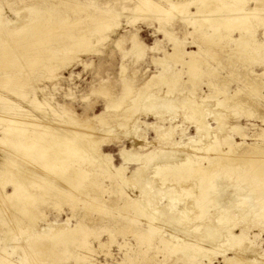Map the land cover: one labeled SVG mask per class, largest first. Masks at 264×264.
<instances>
[{"label":"bare ground","instance_id":"6f19581e","mask_svg":"<svg viewBox=\"0 0 264 264\" xmlns=\"http://www.w3.org/2000/svg\"><path fill=\"white\" fill-rule=\"evenodd\" d=\"M13 1L10 4H13ZM19 1L20 7H10L15 17L4 13L3 4L0 5L2 264H42L43 261L51 259L54 250L64 257L71 250L66 246L73 236L89 235V230L84 227V220L89 216V212L78 214L74 209L77 202L83 203L85 207H102L104 202H110L111 197L105 196L109 189L102 186L97 180L98 176H106L115 184L136 187L138 191H120L123 199L118 205L125 212L124 219L127 221L126 226H120L118 229V234L123 236V242H118L116 235L112 233L106 241L99 239L97 247L82 238L73 251L75 252L77 247L85 251L76 254L75 264L79 261L84 264H101L97 258L100 253H103L106 260L112 258V264H135L136 255L144 249V241L155 238L153 229L161 230L160 241L174 248L198 243L197 249H202L207 255L209 264L213 262L214 254L223 255L225 264H263L264 248L258 251L254 237L250 236L248 230L245 231L247 225L242 223L240 234L234 232V227L242 219L245 224L254 216L264 219V127L254 133L256 142L253 143L246 141L249 134L243 132L238 123H233L236 124L234 126L231 124L228 133L220 135L218 130L227 124L225 113L222 111L224 108L234 109L241 106L249 109L254 102L253 95L257 93L258 96L264 97V71H252L254 78L249 82L247 89L239 87L226 92L223 100L213 103L216 109H212V113H209L211 108L206 103L208 95L194 101L187 96L183 99L171 95L167 97L172 93L170 90L165 97L155 98L152 95V98H147L146 101L144 99L145 111H151L150 108H154L156 104L171 109L179 102L184 107L185 118L195 125L196 135L187 136L188 141H183L186 129H181V121L179 124L176 116L171 119L163 118V113L154 108L157 110L154 115L161 121H169L170 125L164 127L165 124L160 123L161 121L154 122L155 124L146 123L153 127L157 134L154 140H150L147 138L148 134H142L136 119L132 130L125 135L132 138L131 148L123 144L119 150L122 159L120 164L115 163L113 153L106 152L104 146L111 145L114 138L123 142L124 137L115 132L112 124L107 126L105 121L103 126H98L94 120L103 122L107 114L111 115V112L121 108L129 95L130 84L125 81L123 96L119 100L113 96L109 82V85L100 82L90 86L94 94L98 92L105 96L107 102L99 114L82 120L67 103L59 100V97L64 101L77 102L86 100L88 96L82 95L78 100L74 90L62 94L58 72L74 62L88 66L89 64L81 59L82 55L99 53L97 45L110 38L109 33L121 26L123 17L127 25L139 21V17H152L160 23L155 32H163L166 37L172 38V49L164 48L162 55L153 57L155 65L161 66L162 70L158 71V76L154 73L152 77L154 79L160 76L170 87L173 83L184 81L185 74L190 82L197 85L195 80L205 75L206 70H216L209 61L210 58L213 60L219 50L225 52L226 48H230L229 51L231 50L237 59L249 58L252 63L256 62L264 68V0H253V5H250V0H138L133 7H123L125 11H132V14L126 15L125 11L117 9V6L115 9L102 6L103 9L87 0ZM164 1L168 5H165ZM22 7L29 10L24 15L21 13ZM96 8L100 13H92V9L96 11ZM173 16H179V19L187 22L193 30L186 29L185 37L178 38L175 28L166 27ZM85 17H88L93 25L82 22ZM259 30L262 34L260 38L257 37ZM235 31L240 32L237 37ZM197 33L204 39L196 38ZM93 36H97L98 44L93 40ZM126 40L123 36L117 39L116 43L122 47ZM128 40L132 46L124 52V57L132 53L134 58L140 59L149 49L156 53L161 50L160 42L148 47L137 32L131 31ZM161 42L163 44V41ZM188 45L197 49L190 50ZM29 69L35 76L39 69L47 70V75L44 76L52 85L27 86L31 81ZM232 73V76L236 74ZM92 92L90 91L91 94ZM191 92L194 93V90ZM124 104L126 105L125 102ZM127 110L126 108L124 113ZM233 112L235 114V111ZM247 115L252 116L253 113L249 112ZM209 116L217 121V127L210 124ZM177 135H180L181 140L176 138ZM235 135L241 136L243 141L234 140ZM225 144L228 145L226 149L223 148ZM186 147L191 152L184 153V156L181 153L183 150L179 149ZM226 162L236 169L242 166L250 167L235 177L238 182L241 179L244 184L248 181L245 187L242 186L245 191L232 192L224 198L219 189V186L223 187V184H220L221 178H231L236 171L221 169L220 166ZM132 164L137 166L132 168ZM150 167L152 171L149 173ZM169 181L173 183L169 185ZM190 181L192 183L187 184ZM208 182L210 184H207ZM234 186L240 185L237 183ZM8 187L11 190H8ZM217 188L221 192L217 190L218 193L215 194ZM90 193L99 195V202H94ZM180 194L193 199L179 206ZM70 201L73 203V214L68 215L64 221L49 219L48 213L39 209L40 206H45L62 211L63 204H69ZM228 204H233V207L238 205V214L229 211L226 207ZM198 207V212H195ZM213 208H217L214 213L211 212ZM138 213L142 214L141 218L146 224L134 229L130 223L138 218ZM74 218L78 221L72 225ZM212 218L215 219V224L209 223ZM41 219L45 224H38ZM189 219L191 222L185 227L186 230L180 228L182 225L178 227V223ZM201 219H205L203 221L206 223L202 221L204 224H200ZM195 232L198 233L197 236H194ZM32 233L36 237H31ZM39 236L43 240H46V237L63 239L58 244L49 245L45 242L39 246ZM21 237H26L30 247L20 248L16 245ZM13 239L17 240L14 242ZM131 239H134L135 244ZM113 243H118L120 250L126 248L127 252L124 250L120 262L112 251ZM227 245H230L231 249L236 246L234 256H227V250H231ZM14 254H20L21 258H13ZM29 254L30 259L27 256ZM43 264L49 263L45 261Z\"/></svg>","mask_w":264,"mask_h":264},{"label":"rangeland","instance_id":"374dc122","mask_svg":"<svg viewBox=\"0 0 264 264\" xmlns=\"http://www.w3.org/2000/svg\"><path fill=\"white\" fill-rule=\"evenodd\" d=\"M1 1H2V3L0 5L2 6V4H3V6H2L3 12L8 14L10 17H15L14 13L11 11L12 8H10V7H13V8L20 7L21 6L19 4L20 1L19 0H15V1H13V0H6V1L0 0V2ZM12 1H13L14 5L16 4L15 6L13 4H10V3H12ZM83 1H86V0H83ZM106 1H108V2H106ZM87 2L93 3L96 7H101V8H103L105 6H109V7L114 8L117 6V9L125 11V10H123V7H126V6L127 7H133L134 4L136 2H138V0H87ZM8 4H9V6H8ZM164 4L166 5L167 3L165 2ZM253 4H254L253 0H250V5H253ZM21 9H22V12H21L22 15L26 14L27 11H29L28 9H26L24 7H22ZM96 9H97L96 11H94V9H92V13H100L98 11V8H96ZM126 14H132L131 9L126 10L124 12V15H126ZM139 18H140L139 21L136 20L133 23H131L130 25H127L125 22L126 20H124V17H123V21H122L123 23L121 24V26L118 28H115L114 32H112V33L110 32L109 33V34H111L110 38L107 39L105 42L103 41L100 44H98L96 42L97 36H93V40L98 44V45L97 44L96 45H97L98 49H100V52L99 53H93L92 52V53H87V54L82 55L81 59H83L86 63H88L89 64L88 66H84V64L79 63V62H74L70 66L63 68L58 72V75H59L58 82L60 84V87L62 88V90H60V92L62 94L68 90H71V91L74 90L73 92L76 95L78 100H80L79 98H81L82 95L88 96L86 98V100H84V101L80 100L77 102H71L68 100L64 101L61 96L59 97V100L63 101L64 103H67L69 105V107L71 108V110H74L75 113H77V116L82 120L85 119L86 117H90V116L93 117L96 114H99L101 111L104 110L105 103L107 102V98H105V96L101 95L98 92H95V94H94V92H92L93 85H96L98 83L100 84V82L101 83L109 82L110 85L108 83L107 84L112 87L113 96H115L116 99L119 100L123 96V87H124L125 81L130 84V91H129L130 96L128 95L129 97L127 96L126 97L127 99L125 98L126 100L124 101L126 103V105L123 102L122 107L119 108L118 110H114L113 113L111 112V115H110V113L107 114V116L104 117L105 119H103L104 121L102 120L103 122H101V121L98 122L99 120L97 121L96 119L94 120V122H97L98 126H103V123H105V121L107 123V126L112 124L111 126H114L115 132L118 133V135L124 137L123 142H118V139L114 138V141L112 142L111 145L104 146V148H105L104 150L106 152L109 151V152L113 153V155L115 157L114 161L116 164H120L122 162V159L119 155V150L123 146V144L128 146L129 148H131V145H132L131 139L132 138H130V136L125 137V135H127L126 132H130V130H132V128H133L132 125L134 122H136V119L138 121L137 124L140 125V130H142L141 132L143 135L148 134L147 138H149L150 140H154L157 137V134H156L155 130L153 129V127L148 126V124H151L154 122L159 123V121H161L156 115H154V112L157 111L155 109H158V111L160 110L163 113V115H164L163 118L171 119V118L176 116L177 122H179V124L181 121V124H180L181 129L182 128L186 129V135L182 138L183 141H188L187 136L196 135L197 130H196L195 125L192 123V121L185 118V116L183 114L185 112V110H183L184 107L178 101H177L178 103H176V105H175L176 107L174 106V108H171V109H166L164 107V105L160 106V104H156L157 108H156V106H154L155 109L152 107V108H150L151 111H145V108H143L144 107L143 105H144V101H146L147 98L148 99L152 98V95L154 97L156 96L157 98L165 97L168 94V91H170V90L172 91V93L168 94L167 97H169L171 95L172 97L176 96L175 98L183 99L184 96H187V97H191V99L193 98L194 101H196L197 99L201 100L203 98V96L208 95L209 97H207L206 103L208 104L209 108H211L210 110H208L209 113H212V111L215 108L213 103H216L220 99L223 100L225 97L224 94H226V92L233 91L239 87L247 89L249 82L251 81V79L254 78V73L252 71H256L258 73L264 71V68L262 65H257L256 62L252 63V61H250L249 58H245V57L243 59L242 58L237 59L238 57H235V54H232L231 50L229 51L230 48H226L225 52H224V50H219V52H217V54H218V55L216 54V57L218 56L217 58L214 57L215 59L213 58V60H212V58H210L209 61L212 62L213 66H215L214 69H216V70H214L212 72V70H210L208 67H205L206 69H209L210 71L206 70L205 75L200 76L198 79L195 80V82H198L197 85H194L192 82H190L187 78L188 75L185 74L184 75L185 80L183 79L184 81H181L177 84L173 83L172 87H170L169 84L163 82V80L161 79L160 76H159L160 78L158 77L159 79L157 77H154V79H152V77L155 74H156V76H158L159 75L158 71L162 70L161 66L155 65V63L153 62V57L162 55L164 48H166L167 50L172 49V43H173V41L171 40L172 38L170 37L171 38L170 39L169 36L166 37V35L163 32L162 33L161 32H155L157 30V27L160 26L159 21L153 20L152 17H150L149 19H143V17H139ZM82 22H85L87 25H93V22L91 20H89L88 17L83 18ZM166 27H169L172 29L175 28V34L177 35L178 38L185 37L184 32L186 29L193 30V28L190 25H188L187 22H185V21L182 22V20L179 19V16H175V17L173 16L171 18V22L166 24ZM131 31L137 32L139 34L141 40L145 44H147L148 47L155 46V44H157V42H160L159 45H160L161 50L156 53L155 51H152L151 49H149L146 51L143 58L141 57L140 59L134 58L135 55L134 54L132 55V53H129L130 55L124 57L125 56L124 52L128 49L130 50V48L132 46L131 42H129V40H128L129 35L131 34ZM239 33L240 32L235 31V34L237 36L239 35ZM123 36L127 40L123 43V46L120 47L117 45L116 40L119 39L120 37H123ZM199 37H202V36H199V34L197 33L196 38H199ZM257 37H259V38L262 37L261 30H259L257 32ZM161 41H163V44ZM188 46H189L188 48L190 50L191 49H197V47H195V46H192V45H188ZM215 48L216 47H214V49ZM228 58H231V59H228ZM22 59H24V58H22ZM171 65H173V64H171ZM217 69H219V70H217ZM233 69H234V71H233ZM24 70H27V69H24ZM232 72H234V73L236 72V74L232 76V74H233ZM29 73L31 76V81L27 84V86H33V85L43 86V84L44 85L47 84V86L52 85L51 81L47 80L44 76V75H47V70L39 69L36 73V76L34 73H31V69H29ZM149 78H151V79H149ZM145 83H146V86H145ZM11 85H12V83L10 84V87H11ZM14 86L16 87L17 84H15ZM90 86H92V87H90ZM192 89L194 90V93L191 92ZM222 90H224L225 92L224 93L220 92ZM90 91L92 92V94L90 93ZM191 94H192V96H191ZM210 94H212V95H210ZM243 95H245V93H243ZM253 97L254 98L252 100L254 102H253L252 107L249 109H246V107H241V106H239V108L234 107V109L233 108H227V107L224 109L222 108L223 109L222 111L225 113V123H227V124H225V127H223L221 130H218V133H220V135L223 133H228L229 129L238 123V126H240L241 129L243 128L242 131L249 134V138L246 139V141L249 143L256 142V137L254 136V133L259 132L260 127H264V121H262L264 118V97L263 96L261 97L260 95L258 96L257 93L255 94V96L253 95ZM155 98H153V99H155ZM133 102L137 105H135ZM139 102L141 103V105ZM209 103H211L212 105ZM132 105H133V107H132ZM126 108L128 110H127V112L124 113ZM162 108H164L163 111H162ZM175 108H178V109H175ZM232 110L235 111V114ZM247 112L253 113V115L248 116ZM177 113H179V114H177ZM109 118H111V119H109ZM208 119H210V124L213 127L218 126L217 121L213 120L211 116H209ZM142 122H143V124H142ZM146 123H148V124H146ZM160 123L165 124L164 127L170 125L169 121L162 120ZM233 123H236V124H233ZM231 124H232V126H231ZM119 126L121 128H119ZM124 132H125V134H124ZM122 133L124 135H121ZM176 138L178 140H181L180 135H177ZM234 140H236L237 142L243 141L241 136H239V135H235ZM223 148L224 149L228 148V145L225 144L223 146ZM179 150L185 151V152H183V151L181 152L183 155L186 152H191L187 147H186V149L180 148ZM131 166H132V168H135L137 165L132 164ZM248 167H250V166H246V167L242 166V167L236 169L235 167H232L231 163H229V162L223 163L220 166L221 169H223V170L231 169L233 171H235V170L236 171L232 175L231 178H229V176H225V177L221 178L222 176L218 175L221 178L220 184H223V187L219 186V189L222 192L217 188L215 190V194H217L218 193L217 190H219L222 193L220 195L222 197L226 198L232 192L239 193L240 190H243V187H245L244 185H247L248 181L245 182V184H244V182L241 181V179L238 182V180L235 177H237V175H239L240 172L245 171L246 168H248ZM150 171H152V167H150L148 169L149 173H150ZM249 179L253 180L250 177H249ZM97 180L102 184V186L107 187L109 189V192L105 193V196L107 198L111 197L110 202L109 203L104 202L102 207H90L88 205H86V207H85V205L83 203L77 202V207L74 210L78 214L89 212V216L86 217L84 220V227L89 230V235L83 236V237H81L80 235L73 236V238L68 241V244L66 246L68 249L71 248L70 252H68V254L65 255L64 257H61L60 254L58 253V251L54 250V252L51 253V256H52L51 259L45 260L47 263H49V264H75L76 260H74V258L77 256L76 254L77 253H83L85 251L81 247H77L76 251L75 252L73 251L74 246L77 245V243L80 242L82 240V238H84V240L87 243H89L90 245H92V246L94 245L97 247L99 239L106 241L108 239L109 234L112 233V234L116 235L118 242H120V243L123 242V240H122L123 236L121 234H118V232H119L118 229L120 226H126L127 221L124 219L125 212L122 209H120V207L118 205L121 203V201L123 199L121 194H120V191L123 190L125 192H131L132 189H134L136 191H138V189L136 187H128L126 185L119 184V183L118 184L112 183L110 178H108L106 176H98ZM172 183L170 181L168 182L169 185H171ZM190 183H192V182L190 181L187 184H190ZM237 183L240 186H237V187L234 186V184H237ZM207 184H210V183L208 182ZM223 188H225V189L223 190ZM8 190H11V188L8 187ZM243 191H245V190H243ZM91 194L92 193H90V195ZM180 195H181V198H182V196H185V194H180ZM91 196L90 197L94 200V202H99V198H100L99 195L94 196L92 194ZM217 197H220V196H217ZM181 198L178 202L179 206H183L185 202L191 201L193 199V198H191V200H190V196L187 197V195L185 196V198H182L183 200L185 199L184 201ZM0 202H2V201H0ZM165 203H167V202H165ZM63 205H64V207L62 208L63 209L62 211H59L58 209H53L52 207H45V206H40L39 209L47 212L49 215L48 216L49 219L57 220V221H64L68 215L71 216L73 214V208L71 207V205H73V203H72V201H70L69 204L64 203ZM232 205L228 204V206H226V207L228 208L229 211H232L233 214H235V213L238 214V210L240 207L238 205L236 207H233L234 205L233 206ZM198 210H199V207H198V209L196 208L194 211L198 212ZM206 210H204V211H206ZM216 210H217V208H213L211 212L214 213ZM193 214H194V212H192V215ZM141 217H142V214L138 213V218H136L134 221H132L130 223V225L134 229L146 224L145 221H143ZM143 218H144V216H143ZM190 219L185 220L181 224L178 223V227H180V225H182L180 228H183V230H186L185 227L187 228L190 225V222H191ZM250 219L251 218H249V221L246 222L247 224H245V221L242 219L240 221V223H238V225L236 224V227H234V232L236 234H240L241 233L240 230H242V223L244 222L243 224L245 226L247 225L246 226L247 228L245 227V231L248 230V232L250 233V236L254 237L255 244H256V246H258V251H260L262 248H264V219L261 216H257V217L254 216L251 220ZM203 220H205V219H203ZM203 220L201 219V223H200V221H198V222L200 224H202L203 222L206 223V221H203ZM211 220L212 221H210L209 223L212 222L211 224H215L214 223L215 219L212 218ZM77 221L78 220L76 218H74L71 221V224L74 225L75 223H77ZM39 222H38V224H40V225L45 224V221L42 219ZM108 230H109V232H108ZM91 232H92V234H91ZM161 232H162L161 230L153 229V234H154L155 238H153L151 241H144V244L142 246L144 249L142 248L143 251L136 255L137 260L135 259V262H136L135 264H209L208 260H207L208 259L207 255H205L203 253V250L197 249L198 243L197 244L192 243L189 245H183V246H180L181 248L175 247L176 248L175 249L174 247H171L167 243L164 244L163 242L160 241V233ZM163 232H164V230H163ZM197 235H198V233L196 234V232H195L194 236H197ZM30 236L36 237V236H34L33 233ZM27 238H29V236H27ZM25 239H26V237H21L20 242L16 243V245L20 248L21 247L22 248L30 247L27 245L28 244L26 242L27 239L26 240ZM39 239H40V241H38V244H39V246H41V244H44L45 242L48 243L49 245H51L52 243L58 244L59 241H61L63 238L56 239V238L46 237V240H43V239H41V236H39ZM14 240L16 241L17 239H13V241ZM131 242L135 244L134 239L133 240L131 239ZM209 242H211V241L209 240ZM1 245H3V244H1ZM157 245H158V247H157ZM165 245H166V247H165ZM227 246L229 247L230 245H227ZM8 248L10 249V247H8ZM111 248H112V251L114 253H116L115 257H117V259H118L117 261L118 262L122 261L121 258L124 256L123 253L127 252L126 248L124 247L122 250H120L118 248V243H113V246ZM228 249L230 250L231 246ZM124 250H125V252H124ZM173 250H177V251L173 252ZM235 251H236V246L232 247V249L230 251L227 250L226 254L228 257H231V256H234ZM19 255L20 254H14V255H12V257L15 259H20L21 256H19ZM27 256L30 259V257H31L30 254ZM27 256H25V257H27ZM52 258H55V260H52ZM97 258L101 264H107V263L112 264L113 263L112 258L109 257L106 260L103 253H100L97 256ZM213 258H214V260L211 264H225L223 255L216 254V256H215V254H214ZM45 261H43V263H45ZM39 262L42 263L41 261H39ZM79 262H80V264H84L83 261H79ZM79 262L77 264H79ZM2 263L3 262H2L1 257H0V264H2ZM263 264H264V261H263Z\"/></svg>","mask_w":264,"mask_h":264},{"label":"crops","instance_id":"0c3cea01","mask_svg":"<svg viewBox=\"0 0 264 264\" xmlns=\"http://www.w3.org/2000/svg\"><path fill=\"white\" fill-rule=\"evenodd\" d=\"M235 36H237V35L235 34Z\"/></svg>","mask_w":264,"mask_h":264}]
</instances>
